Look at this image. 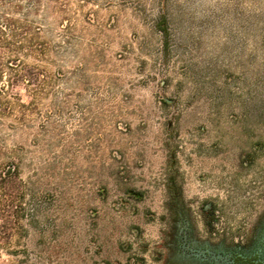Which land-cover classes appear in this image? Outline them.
<instances>
[{"label":"rangeland","instance_id":"374dc122","mask_svg":"<svg viewBox=\"0 0 264 264\" xmlns=\"http://www.w3.org/2000/svg\"><path fill=\"white\" fill-rule=\"evenodd\" d=\"M29 19L0 264L264 262V0H42Z\"/></svg>","mask_w":264,"mask_h":264},{"label":"trees","instance_id":"16d2710c","mask_svg":"<svg viewBox=\"0 0 264 264\" xmlns=\"http://www.w3.org/2000/svg\"><path fill=\"white\" fill-rule=\"evenodd\" d=\"M42 0H0V117L11 114L17 101L13 88L19 81H33L23 58L35 52L42 53V44L33 30L30 12H37ZM0 145V254L19 226L21 212L18 206L24 199L19 187V167L14 158L4 157Z\"/></svg>","mask_w":264,"mask_h":264},{"label":"flooded vegetation","instance_id":"af4514ba","mask_svg":"<svg viewBox=\"0 0 264 264\" xmlns=\"http://www.w3.org/2000/svg\"><path fill=\"white\" fill-rule=\"evenodd\" d=\"M175 181L179 180V176L175 175L174 177ZM177 185V183L175 182V186ZM177 197H179V195H177ZM209 205H205L204 206V212L206 214L209 213ZM177 220L178 223L181 222V219L183 218V213L180 210H177ZM177 232L179 233L180 231L177 230ZM184 235V234H183ZM233 258H234V262L235 264H264L262 258H261V252L259 251H252L250 253H242L240 251H235L233 253Z\"/></svg>","mask_w":264,"mask_h":264}]
</instances>
